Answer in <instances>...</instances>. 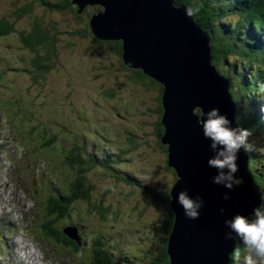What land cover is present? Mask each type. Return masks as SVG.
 <instances>
[{"label":"rangeland","instance_id":"obj_1","mask_svg":"<svg viewBox=\"0 0 264 264\" xmlns=\"http://www.w3.org/2000/svg\"><path fill=\"white\" fill-rule=\"evenodd\" d=\"M31 1L32 14L19 19L7 14L14 8L13 1L0 0V21L13 22L17 28L8 36L0 33V72L5 73L4 76L0 73L3 77V82L0 81V212L4 211L0 215L3 218L0 264H151L165 240L166 234L162 232L165 218L161 209L148 204L152 198L144 188L149 185L167 192L176 180V174L166 168V146L159 143L154 130V121L158 120L154 112L158 89L145 90L126 83L124 78L113 79L105 72L93 79L91 70L97 60L91 47L94 35L91 30L82 38L75 34V30L83 28L84 18L70 8L62 11L43 4L42 0ZM47 1L58 3L62 0ZM188 1L193 7L198 6L196 14L212 28H218L223 36L230 38L234 34L237 47L244 48L247 43L256 42V34L262 38L260 27L257 30L255 25V33L250 32L249 23L248 26L242 24L236 31L230 26L231 31H227L224 24L233 25L239 16L208 19L199 6L204 0ZM25 2L27 0L22 1ZM98 9L99 6H93L94 12ZM31 17L45 19L52 33L56 30V43L62 41V37L73 42L70 46L62 41L69 46H60L59 53L56 52L59 57L55 60L62 62L61 65L57 70L53 64L52 73L39 77L37 83H33L29 71L34 53L18 34L20 28H27ZM103 45L106 46L102 50L105 57L100 60L115 63L114 55L118 54L113 51L114 46ZM86 47H90V52ZM255 49V53L262 54L260 47ZM258 64L260 70L248 68L245 63L241 69L243 84L250 75L256 87L249 89V97L243 96L241 106L245 107L250 131L248 142L260 153L264 152V112L256 113L262 111L255 105V96L264 97L261 85L262 81L264 84V65ZM107 87H115L116 95L105 96L103 90ZM35 123L57 136L49 147L40 146V141L43 142L49 133L32 136L30 125ZM128 133L140 142L136 149L131 147ZM4 138H8L9 143ZM79 152L98 160L94 163L87 160L90 168L83 175L85 186L91 188L90 199L74 201L70 213L63 218L50 215L47 219L52 220L58 230L70 224L79 227L82 237L89 243L75 249L64 242L53 241L48 247L38 236H44L41 224L36 231L35 225L26 226L17 208L34 207L31 219L39 221L42 212L34 202L46 201L51 196L47 184H60L68 193L72 181L79 177L75 165H71ZM254 167L264 184V166ZM15 178L22 184H31L37 197L33 199L18 190ZM39 183L43 184L42 188ZM98 204L102 211L93 207Z\"/></svg>","mask_w":264,"mask_h":264},{"label":"water","instance_id":"obj_2","mask_svg":"<svg viewBox=\"0 0 264 264\" xmlns=\"http://www.w3.org/2000/svg\"><path fill=\"white\" fill-rule=\"evenodd\" d=\"M76 13L99 6L89 20L92 34L102 41H121V59L130 68L163 86L160 138L166 146L167 164L176 173L169 206L173 226L167 240L170 264H231L237 239L226 240L224 219L235 213L247 215L261 203V188L249 167V156L239 154L242 183L223 200L227 189L214 185L215 169L207 166L212 154L193 115L196 106L217 107L233 124L237 104L230 93V79L213 64L211 37L195 24L184 6L174 0H72ZM187 189L203 199L199 217L186 219L175 203V193ZM224 209L221 215L219 209ZM68 236L81 243L78 228L68 226Z\"/></svg>","mask_w":264,"mask_h":264},{"label":"trees","instance_id":"obj_3","mask_svg":"<svg viewBox=\"0 0 264 264\" xmlns=\"http://www.w3.org/2000/svg\"><path fill=\"white\" fill-rule=\"evenodd\" d=\"M13 1V7L10 11H7V14H10L12 16H16L19 19H22L25 16H30L33 12L34 5L31 0H27V2L22 3L23 0H11ZM177 5L184 3L187 9L189 10L193 21L195 24L199 25L203 30H205L211 37V47L213 50V62L216 65L217 69L219 70L220 73L225 74L229 77L230 82H231V88L230 92L237 104V112H236V121L239 124V126L247 128V123H246V115H245V107L241 106V100L244 96V98L249 97V89H255V79H251L250 75L249 77L246 78L247 81L245 84L242 82V74L243 70H241L244 66V63L248 68L253 67L254 70L257 68L259 69V64L264 65V0H204L202 5H199L201 8V11L206 13L207 16L209 17L208 19H217L218 16L219 18H223L228 15H236L239 16L240 19L237 18V21L231 25L229 23H225L224 27L228 28L226 29L227 31L229 30V27L231 26L234 31H236L239 27L242 26V24L248 26V23L250 24V32L251 30L254 31L255 33V27H257V30L261 31L259 34L261 35V39L258 38L256 34V39L254 41H251L246 44L249 47H237V43L235 40V35L233 34V37L227 38L223 36L218 28H212L209 25V22L204 20L201 16H198L196 14V9H198V6L193 7V5L190 3V1L186 0H174ZM186 1V2H185ZM42 3L53 8H58L62 11H69V8L76 13V6L72 3V0H62L61 2L55 3V2H50L47 0H42ZM200 4V3H199ZM211 6V8H210ZM36 7V6H35ZM231 11V13H230ZM93 6L89 5L85 8L83 13L78 14L81 15L85 22L83 23V28L78 30H75V34L79 37L82 38L83 36H88V30H90L89 26V19L88 17H91L93 14ZM228 13V14H226ZM77 14V13H76ZM226 14V15H225ZM52 15V14H51ZM201 15V14H200ZM256 25V26H255ZM17 28H15L13 22H9L7 20H2L0 21V33H3L4 35L8 36L11 35L12 32L16 31ZM256 30V33L258 31ZM56 33V30L54 31ZM52 33V28L51 26L48 25L47 21L43 18L41 19H33L31 17L27 28H20L18 30L19 38L22 39V41L30 46L36 48L38 51L36 54V59L34 62L30 63L31 64V69H29L31 78L33 79V83H37L39 77L46 76V74L52 73L51 70L54 67H51L53 64H56V69L58 70V67L61 65L62 62L57 63L55 58L59 57V47L66 45L68 46L73 45V42H69L68 40H64L63 37L60 38L62 41L67 42L69 45L66 43L62 42L59 40L58 43H56V36ZM235 37V38H234ZM103 44H111L114 46L113 51H115L118 55H114L116 58V62L114 63L113 61L108 63L103 62V59L100 60L101 58H104L105 55L102 52L104 46ZM92 49L95 52L97 60L94 63L93 70H91L93 79L99 78L100 74L102 72H105L108 75L113 76V79H120L124 78L126 83L130 84H135L140 86L141 88L147 90V89H152V88H157L158 92L160 89L163 91V86L156 82L155 80L149 78L148 76L144 75V73L139 70V69H134L130 68L127 65L124 64V62L121 59V41H102L94 36H92ZM95 47V50H94ZM255 47H260L262 49V54L259 53L258 51L255 53ZM66 48V49H67ZM88 52H90V47H86ZM49 51V52H48ZM52 51H54V54H52ZM58 52V53H56ZM259 57V58H258ZM65 58V57H63ZM67 57L65 58V60ZM258 61V62H257ZM222 66V67H221ZM34 70V72H33ZM2 76L5 75V73L2 74ZM34 76V77H33ZM77 78H79L77 75H75ZM110 78V77H109ZM110 80V79H109ZM0 81L3 82V77H0ZM258 82V80H256ZM262 86H264L263 81H262ZM125 87V86H124ZM116 88L115 87H107L104 88L103 93L105 96L107 95H116ZM162 94V92H161ZM161 94L159 93L156 99L157 106L154 109V112L158 115V120L154 121V130H155V135L158 137V141L160 142V138L163 134L164 128L161 125V115H162V105H161ZM255 105L256 107L262 109L264 107V97L261 95L255 96ZM14 102V101H13ZM16 103V102H14ZM249 104V103H247ZM255 105L252 106L253 113H254V108ZM256 109V108H255ZM256 113H263V112H257ZM32 128V136H37L38 133L40 135H44L46 133V127H40L38 124H33L30 125ZM29 127V129H30ZM49 133V134H48ZM47 136L43 142L40 140V146L44 147H49L50 144L54 143L57 139V136L54 135L55 133H50L47 132ZM128 141L131 144V147L133 149H136L138 147V144L140 143L137 141L132 133H128ZM6 142L9 143L8 138H4ZM254 146L250 148L246 152V154L249 156V167L254 173V179L257 181L264 192V184L261 182V177L260 175L257 174L255 171V166L260 167L264 166V152L258 153V150L253 149ZM115 151V149H114ZM119 155V151L117 152ZM90 157V156H89ZM87 156H83L82 153H78L74 159L71 161V165L74 166L75 171L77 172V175L79 174V177L72 181V186L69 189L68 193H66L61 185H52V184H47V187H49V192L51 193V196L47 199L49 202L47 203L46 201L39 202L37 203L40 207V211L42 212L41 219L39 221L40 229L41 232L44 235V239H46L50 243L54 242H64L70 247H75V249H80L81 245L77 244L74 240L71 238L67 237L62 229H56L54 222L50 219H47V216H54V218H63L65 215L69 214V208L72 206L73 202L76 201L77 199H90V191L91 188L88 186H85V177L84 172L90 168V165L88 164V161H91L92 163L98 161L97 159H89ZM21 160H18V162ZM18 162L16 165H18ZM64 165V162H63ZM166 168L169 170L171 169L174 174L175 170L171 167L166 165ZM16 172V171H14ZM45 176V175H44ZM177 177V176H176ZM132 179L131 177H129ZM30 183V182H29ZM15 184L17 186V189L20 190L21 192H25V190L22 188L21 184L18 182L17 178H15ZM41 188L43 187L42 183H39ZM52 185V186H51ZM55 186V188H53ZM30 187L34 188L32 185ZM53 189V190H52ZM171 189V188H170ZM170 189L167 192L161 191L157 187L154 186H146L144 190L148 193L149 197L152 199L151 202L149 201L148 204H154L156 205L159 209H161L164 213V226L162 227V232L165 234V231L167 232V236H163L165 240L162 242V246L160 248V252L158 255L154 256L155 261H153L151 264H170V258L167 253V240L169 233L172 229L173 226V220H174V215L173 212L169 206V196H170ZM36 191V190H35ZM34 190L32 193L30 192V195L38 194ZM94 208L102 211V206L101 205H93ZM0 215L4 214V211L0 212ZM35 213V212H34ZM50 216V217H51ZM3 221V218L0 217V239L3 237V234L1 233V223ZM38 225L35 227L38 228ZM39 230V228H38ZM41 234V233H40ZM56 239H59L58 241ZM54 241V242H53ZM238 241V246H239V240ZM237 246V247H238ZM231 264H235L234 262L236 261L235 259V252L231 254Z\"/></svg>","mask_w":264,"mask_h":264},{"label":"clouds","instance_id":"obj_4","mask_svg":"<svg viewBox=\"0 0 264 264\" xmlns=\"http://www.w3.org/2000/svg\"><path fill=\"white\" fill-rule=\"evenodd\" d=\"M261 111L264 112V107ZM193 115L212 153L206 161L209 168L215 169L210 182L227 189L221 198L228 200L231 190L243 182L237 175L238 160L241 151L247 152L250 148V131L239 124L234 125L217 107L204 110L196 106ZM169 199L172 197L169 196ZM175 203L186 219L195 220L199 217L203 199L199 194L192 195L187 189H182L175 193ZM219 212L223 215L224 209L220 208ZM224 226L227 229L224 233L226 240H239V246L235 249L236 264H264V192L261 193L260 204L247 215L235 213L225 218Z\"/></svg>","mask_w":264,"mask_h":264},{"label":"flooded vegetation","instance_id":"obj_5","mask_svg":"<svg viewBox=\"0 0 264 264\" xmlns=\"http://www.w3.org/2000/svg\"><path fill=\"white\" fill-rule=\"evenodd\" d=\"M88 19H89V17H88ZM21 39V38H20ZM22 40V39H21ZM24 43V42H23ZM25 44V43H24ZM26 45V44H25ZM28 46V45H27ZM32 51H33V53H34V55H33V57L31 58V62L33 63L34 62V60L36 59V54H37V50H36V48H34V47H30V46H28ZM167 232L165 231V234H166ZM166 236H167V234H166ZM118 264V263H117Z\"/></svg>","mask_w":264,"mask_h":264},{"label":"bare ground","instance_id":"obj_6","mask_svg":"<svg viewBox=\"0 0 264 264\" xmlns=\"http://www.w3.org/2000/svg\"><path fill=\"white\" fill-rule=\"evenodd\" d=\"M183 6H184L185 11H189L185 5H183ZM34 209H35V208H34ZM21 263H22V262H21Z\"/></svg>","mask_w":264,"mask_h":264}]
</instances>
